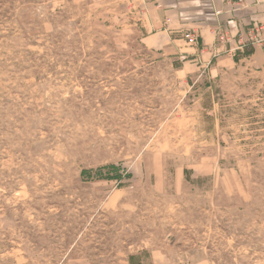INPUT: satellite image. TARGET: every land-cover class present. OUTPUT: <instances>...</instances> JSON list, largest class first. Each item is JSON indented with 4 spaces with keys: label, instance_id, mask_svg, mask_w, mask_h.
Masks as SVG:
<instances>
[{
    "label": "rangeland",
    "instance_id": "rangeland-1",
    "mask_svg": "<svg viewBox=\"0 0 264 264\" xmlns=\"http://www.w3.org/2000/svg\"><path fill=\"white\" fill-rule=\"evenodd\" d=\"M148 14L0 0V264H264V66L151 49Z\"/></svg>",
    "mask_w": 264,
    "mask_h": 264
},
{
    "label": "crops",
    "instance_id": "crops-1",
    "mask_svg": "<svg viewBox=\"0 0 264 264\" xmlns=\"http://www.w3.org/2000/svg\"><path fill=\"white\" fill-rule=\"evenodd\" d=\"M145 4L149 29L143 42L149 48L184 52L180 46L195 32L198 43L192 51L198 53L191 62L198 67L234 66L236 53L249 45L254 51L248 61L264 66V46L248 40L255 27L261 28L264 38V0H145Z\"/></svg>",
    "mask_w": 264,
    "mask_h": 264
},
{
    "label": "built area",
    "instance_id": "built-area-1",
    "mask_svg": "<svg viewBox=\"0 0 264 264\" xmlns=\"http://www.w3.org/2000/svg\"><path fill=\"white\" fill-rule=\"evenodd\" d=\"M261 28L255 27L252 29L248 35V40L251 41L253 44H258L264 46V38L261 37L260 34ZM186 43L188 45H197L198 43V36L195 32L188 35L186 39Z\"/></svg>",
    "mask_w": 264,
    "mask_h": 264
},
{
    "label": "trees",
    "instance_id": "trees-1",
    "mask_svg": "<svg viewBox=\"0 0 264 264\" xmlns=\"http://www.w3.org/2000/svg\"><path fill=\"white\" fill-rule=\"evenodd\" d=\"M250 48H246L243 52H237L236 55H235V60L236 62L239 60V56H247L249 57L250 55H252L253 51H254V48L252 46L249 45ZM88 171H84L83 174H87ZM93 179V177H92ZM90 180V179H89ZM130 264H146L144 263L140 257L138 255H131L130 256Z\"/></svg>",
    "mask_w": 264,
    "mask_h": 264
}]
</instances>
